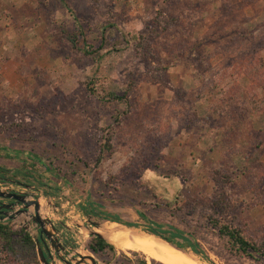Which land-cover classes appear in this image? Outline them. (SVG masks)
I'll return each mask as SVG.
<instances>
[{
  "label": "rangeland",
  "instance_id": "obj_1",
  "mask_svg": "<svg viewBox=\"0 0 264 264\" xmlns=\"http://www.w3.org/2000/svg\"><path fill=\"white\" fill-rule=\"evenodd\" d=\"M0 168L3 191L39 199L68 262L161 264L88 249L89 231L149 235L140 213L200 264H264L218 235L228 223L264 242V0H0ZM29 222L0 224L38 237ZM2 245L0 264L38 260Z\"/></svg>",
  "mask_w": 264,
  "mask_h": 264
},
{
  "label": "trees",
  "instance_id": "obj_2",
  "mask_svg": "<svg viewBox=\"0 0 264 264\" xmlns=\"http://www.w3.org/2000/svg\"><path fill=\"white\" fill-rule=\"evenodd\" d=\"M65 37L67 41L72 45V47L77 49L78 42H77L76 37L73 35H69V34H66ZM85 53L89 55L88 52H85ZM88 91L90 93L92 92V90L90 89ZM107 95H108L107 99H110V101L122 103L123 101H125L126 93H124L122 97H118L115 94H107ZM243 108H244L245 114L246 115L249 114L250 111L249 112L246 111L247 109L245 108V106ZM110 141H111L110 138H106V144L103 145L106 151H110V146H109ZM258 141H260V139H257V143H259ZM103 155L104 154H102L101 152L99 153L98 161L99 159L103 157ZM7 172L8 171L6 169L0 168V182L4 181V178L6 177ZM243 174H246V173L243 172L240 175L244 176ZM228 200L233 202L235 200V197L231 196ZM84 213L86 215L99 216V214L94 212L93 209L92 211L84 210ZM138 216L141 219L146 221L147 225L144 227V231L147 234L154 236V237H158L164 242H167L175 246L176 248H179L182 250L188 248L196 256H202V258L204 257L203 254L199 252V250L197 249V246L195 244H191V242L187 238H185L184 234L181 231L173 229V228H169L167 231H164L162 230L163 226L150 222L143 214L138 213ZM105 218H106V221L108 222L116 223V224H123L116 217L105 216ZM123 225H125L126 227H134V228L137 227V225L135 224H123ZM218 235L221 238L226 239L230 248L233 249L236 253H239L240 255H244L250 258L257 257L264 261V242L262 243V245H257L255 242L245 239V237L242 235V233L237 228H235L232 224H228V223H223L222 225L218 227ZM0 239L3 241V245L1 249L4 252L7 251V253L12 256H17L19 254L18 252L19 249L20 250L25 249V251L29 252L27 254H30L33 252L32 255H34L35 244L32 241V238L22 230L13 231L12 229H9L8 227L0 224ZM88 249L94 255H105V253L115 254V249L111 244L97 237H93V239L91 240L88 246ZM33 260L35 264H39L38 260H36L35 257H33ZM203 261L207 262L208 260L206 257H204ZM141 264H147V263L146 261H142Z\"/></svg>",
  "mask_w": 264,
  "mask_h": 264
},
{
  "label": "water",
  "instance_id": "obj_3",
  "mask_svg": "<svg viewBox=\"0 0 264 264\" xmlns=\"http://www.w3.org/2000/svg\"><path fill=\"white\" fill-rule=\"evenodd\" d=\"M4 181L7 182V180H4ZM0 200L14 201V204H4V202L0 201V210L1 209L5 210V212H0V221H2L5 218L14 219L15 217H18L21 215H26L29 217L30 222L28 223V226H24L23 228L26 231H29V224H32V226L35 229H37L39 236L38 237H36L34 235L33 236L31 235V236H32L34 243H35V246H36L37 257H38L40 264H52L51 263V255L49 253L48 247L46 246L44 238L50 244V247L54 251L56 257L60 261H62L64 264H86V262H88L89 264H97L96 260L91 255L82 256V255L77 253L76 255H77L79 260H72L71 262L64 260L60 256V251H62L63 248L60 245L57 237L55 236L54 228L49 224V222L46 219L42 218V216L40 214L39 199H35V200L29 199V197L23 193L14 192L11 189H6L3 191L0 188ZM16 206L21 207V209L14 211ZM31 207H33V214H29L30 213L29 209ZM48 225L50 226L49 227L50 230L48 229ZM92 226L96 229H99L100 224L92 223ZM127 228L131 229L132 227H127ZM89 234L93 237H97V238L104 240V237L101 236L97 232L89 231ZM154 238H158V237H154ZM158 239L161 240L160 238H158ZM161 241H163V240H161ZM164 243L168 244L169 246H171L172 248H174L178 251L183 252L182 249L176 248L175 246H173L167 242H164ZM41 245L43 246V249H42Z\"/></svg>",
  "mask_w": 264,
  "mask_h": 264
},
{
  "label": "bare ground",
  "instance_id": "obj_4",
  "mask_svg": "<svg viewBox=\"0 0 264 264\" xmlns=\"http://www.w3.org/2000/svg\"><path fill=\"white\" fill-rule=\"evenodd\" d=\"M105 234L106 240L115 248L121 251L140 252L146 258L161 264H200L195 255L178 251L151 235L138 233L132 229L100 233L101 236Z\"/></svg>",
  "mask_w": 264,
  "mask_h": 264
},
{
  "label": "flooded vegetation",
  "instance_id": "obj_5",
  "mask_svg": "<svg viewBox=\"0 0 264 264\" xmlns=\"http://www.w3.org/2000/svg\"><path fill=\"white\" fill-rule=\"evenodd\" d=\"M7 201V204H14V201H11V200H6ZM0 212H5L4 209H1ZM8 212V211H7ZM6 212V213H7ZM89 216V215H88Z\"/></svg>",
  "mask_w": 264,
  "mask_h": 264
}]
</instances>
